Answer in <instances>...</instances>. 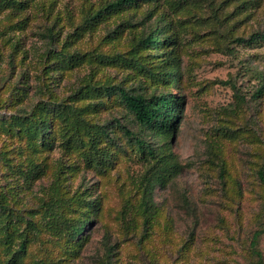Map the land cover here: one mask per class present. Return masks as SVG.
I'll list each match as a JSON object with an SVG mask.
<instances>
[{"label":"rangeland","instance_id":"rangeland-1","mask_svg":"<svg viewBox=\"0 0 264 264\" xmlns=\"http://www.w3.org/2000/svg\"><path fill=\"white\" fill-rule=\"evenodd\" d=\"M8 1L0 0V192L8 206L1 219L29 233L23 264H256L254 250L264 264V234L251 246L264 229L257 174L264 173V92H255L264 87V42L235 41L264 31V0H139L87 23L115 0ZM156 24L171 44L136 49ZM100 55L118 59L104 63ZM129 58L155 72L170 58L178 77L149 82ZM86 85L175 96L172 135L145 139L172 155L176 174L155 182L159 165L122 132L144 137L141 127L117 97L86 94ZM38 104L54 111L45 112L43 136H31L16 119L25 115L30 125ZM31 165L39 172L27 185ZM49 208L67 219L87 216L79 243L47 231Z\"/></svg>","mask_w":264,"mask_h":264},{"label":"trees","instance_id":"trees-1","mask_svg":"<svg viewBox=\"0 0 264 264\" xmlns=\"http://www.w3.org/2000/svg\"><path fill=\"white\" fill-rule=\"evenodd\" d=\"M26 1L27 0H9L8 3H11L12 6H21L22 3ZM138 1L139 0L112 1L105 5L103 8L95 11L89 18L85 19V23H87L86 20L96 22L108 13L118 11L119 9L124 7H129L136 4ZM158 25L159 24H156L154 27L151 26L148 35L140 38L136 42V49L157 50L162 45L171 44L170 36L165 32V28H161ZM235 41L238 43L248 44L256 43L258 41L264 42V31L261 34L251 35L247 39L237 38ZM70 57L71 56L67 58L62 57V59H59V57L57 59V65L53 67V71H58V62L61 64H63V62L68 64V59ZM117 59L118 56H99V60L104 63H111L116 61ZM126 61H128V63L126 64H128L130 68L135 69L149 82L169 84L175 82L176 78L178 77V72L174 67V60L170 58L162 60V70H158L156 72L150 68H147L146 63L139 58H129ZM86 86L88 87V89L85 91L86 94L91 93L96 94L100 97L107 98L112 96L115 98L117 97L118 102L124 107V109L127 110L129 114L133 116L134 121L141 127L144 133V137L133 135L125 129H123L122 132L129 137L130 143L133 144L136 152L141 158H144L148 163H150V161H153V163L159 165V168L157 167L158 174L155 182L162 183L166 179H168L170 175L176 174V172L178 171V164L175 162L172 155L165 153L158 154L156 152V149L148 145L145 139V137L152 135L154 132H156L160 136L172 135L177 123V107L180 106V101L175 96H173L169 92H164L163 90H156V88H154L152 92L143 93L139 90L137 91V89H125L122 86ZM255 92L261 94L262 92H264V87L262 86L258 88ZM52 105L54 104H38L39 115L33 122H30V125L23 126L25 115L20 120L16 119L17 125L18 122L21 125L19 126V129H22V131L25 133L29 132L31 136H36L37 134L43 136V134L48 130L50 124L48 118L45 116V112H53L54 110L50 109L53 108ZM57 107L58 108L56 109H58V111L60 110V113L58 112V115L64 113V107H60V105H57ZM20 115L22 116V114ZM0 123H2L1 119ZM11 127L12 124H9V128ZM99 132L101 135H106V132L102 129H100ZM42 136H40L41 143L47 145L45 138ZM95 139L96 136L89 138V141L91 142L93 148L95 147V143L93 142ZM98 161L99 160L97 159L95 163L98 164ZM35 170L36 172H39L37 165H31L30 168L24 171L23 180L27 185H29ZM257 174L260 180L263 181V171L260 170L257 172ZM220 176H223L222 168H220ZM1 193L2 192H0V229H5V233H3L2 236V243L0 242V261H2L4 264H23V260L28 255V245L32 242V240L29 238L28 232L20 229L14 230L12 227L8 228V222L1 219V216H4L5 212L8 209L5 198L6 195ZM148 220L149 217L144 216L143 225L145 228H147V226L150 224L148 223ZM87 223L88 219L84 214L80 215L77 219H67L60 214L57 215L55 213V210L53 211V208H49L47 218L45 220V227L53 237L67 239L72 243H79L81 241V236ZM26 225L28 226V223H26ZM261 234H264V229L254 233L251 241V246L253 249H256V241ZM254 252L255 256L257 257L256 264H261L262 262L259 252L256 250H254ZM102 264L109 263L105 262Z\"/></svg>","mask_w":264,"mask_h":264}]
</instances>
